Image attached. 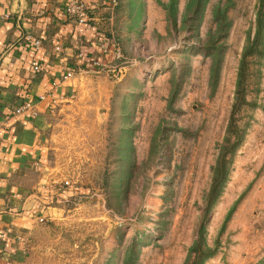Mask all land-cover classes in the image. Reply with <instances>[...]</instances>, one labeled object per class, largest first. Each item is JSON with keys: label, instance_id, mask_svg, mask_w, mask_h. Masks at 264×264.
<instances>
[{"label": "rangeland", "instance_id": "rangeland-1", "mask_svg": "<svg viewBox=\"0 0 264 264\" xmlns=\"http://www.w3.org/2000/svg\"><path fill=\"white\" fill-rule=\"evenodd\" d=\"M188 1L116 0L113 71L81 73L51 114V181L68 180L76 193L38 225L24 264H183L259 3L208 0L195 29ZM217 6L229 28L212 79L201 46ZM243 86L236 118L245 135L206 224L207 245L220 244L205 264H264V34Z\"/></svg>", "mask_w": 264, "mask_h": 264}, {"label": "crops", "instance_id": "crops-1", "mask_svg": "<svg viewBox=\"0 0 264 264\" xmlns=\"http://www.w3.org/2000/svg\"><path fill=\"white\" fill-rule=\"evenodd\" d=\"M68 1L0 0V264H24L38 225L61 215L76 193L51 181L57 150L48 102L64 101L88 63H115L114 38L99 37L97 18V27L68 22ZM75 1L113 8L111 0ZM67 68L74 75L63 80ZM27 102L36 112L15 114Z\"/></svg>", "mask_w": 264, "mask_h": 264}, {"label": "trees", "instance_id": "trees-1", "mask_svg": "<svg viewBox=\"0 0 264 264\" xmlns=\"http://www.w3.org/2000/svg\"><path fill=\"white\" fill-rule=\"evenodd\" d=\"M207 2L208 0L188 1L186 5V14H189V18L192 20L188 28H191L192 22L194 21L197 23L195 26V29H197ZM172 3L173 2H171V4ZM116 6L117 4L115 5V7ZM110 14L111 9L106 6L88 9V20L86 21V24L90 26H96V24L93 23V20L94 18L99 19L101 23L97 25L98 27L96 26L97 31L99 32V37H101V33L103 39L108 41L112 40L111 30L109 29L111 19ZM67 21L76 23L75 20L69 18H67ZM212 23L214 29L208 33L206 40L201 46V51L204 52L206 56H209L212 59V67L210 73L213 79V77L215 78V76H217L221 67L222 51L224 49V45H222L221 41L225 38L227 29L229 28L226 7L223 8L221 6H217L213 10ZM263 34L264 0H259L256 12L255 29L252 35L250 33L247 35L246 42L239 61L234 102L232 104V110L225 131V136L222 140V143L217 148L216 160L211 169V181L209 189L205 196L204 205L201 210V217L198 223L195 238L188 248L187 255L183 264H205L207 260L211 259L216 254L217 248L219 247V240H216L214 247H209L207 245L206 224L208 222L209 215L212 209L214 208L224 190V187L228 180L233 157L235 156L245 135V128L240 125L239 120H237L236 118V114H238L240 108H242V106L246 104L244 97L243 78L244 72L247 67V59L255 56V54H258L259 48L262 44ZM112 48V52L117 51L115 46H113ZM211 85L214 88L215 84L212 83ZM234 207L226 215L223 228L225 226V223L229 220L231 214L233 213Z\"/></svg>", "mask_w": 264, "mask_h": 264}, {"label": "built area", "instance_id": "built-area-1", "mask_svg": "<svg viewBox=\"0 0 264 264\" xmlns=\"http://www.w3.org/2000/svg\"><path fill=\"white\" fill-rule=\"evenodd\" d=\"M115 5H116V0H111L110 6L114 7ZM64 12L67 18L75 20L76 23H86V21L88 20L87 9L84 6V4L81 2H78L75 0L68 1L67 5L65 6ZM38 45H39V42L38 41L35 42V46H38ZM115 57L116 59L119 58L118 50L115 53ZM32 68L34 71L38 72L40 70V65L33 63ZM112 69H114L112 65H104L99 60H95L91 63H88L85 68L81 69L80 73L89 72V71L97 73V72L105 71V70L113 71ZM73 75H74L73 69L67 68L62 75V79L66 80L69 77H72ZM40 100L41 101L45 100V97H40ZM56 105H57V102L55 99H51L48 102L47 110L50 114L54 113ZM25 111L30 112L31 114H34L36 112L34 109V106L31 103L27 102V103L22 104L20 107H18L15 110V114H20ZM55 184H59L60 187L62 188H71V183L68 180H62L59 182L55 181Z\"/></svg>", "mask_w": 264, "mask_h": 264}]
</instances>
